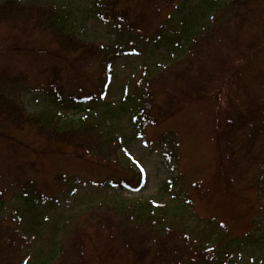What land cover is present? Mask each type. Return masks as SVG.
I'll return each mask as SVG.
<instances>
[{"label":"trees","instance_id":"1","mask_svg":"<svg viewBox=\"0 0 264 264\" xmlns=\"http://www.w3.org/2000/svg\"><path fill=\"white\" fill-rule=\"evenodd\" d=\"M131 1H94L95 16L111 25L117 34L115 44H122L120 39H131V35L153 38L155 44L157 38L177 41L181 53L188 51V58L140 77L134 86L128 85L125 96L115 106L106 104L107 108L94 114L88 108L86 117L61 121L54 112H29L22 95L42 93L60 105L62 95L75 92L79 94L74 98L75 105L86 98L93 104L102 99L99 88L109 79L112 61L120 51L82 37L69 20L66 7L0 0V31L5 34L0 36V169L6 159L16 158L17 164L5 170L18 171L12 185L0 181V201L4 197L22 200L26 211L46 224L47 211H37L39 201L45 197L44 189L29 174L38 179L50 178L56 187L64 186L65 195L83 184L140 190L145 185L144 176L130 161L124 164L119 158L127 141L119 131L111 129L109 134L105 127H114L133 115L128 121L136 126L134 140L156 151L165 145H179L174 134L179 130H174L168 119L173 124L194 119L207 154L202 164L210 169L206 177L202 173L189 182L190 192H194L197 203L213 213L222 204L228 205L232 224L214 217L200 222L194 215L195 223L185 228L180 208L174 214L182 222V228L177 229L172 217L161 212L166 203L121 198L103 210L96 208L76 219L68 216L65 238L52 224V233L59 235L51 234V250L41 254V248L34 264L55 260L57 264H90L85 256L88 249L98 259L95 257L91 264H264V226L258 220L262 213L260 202L264 205V69L260 68L264 54V16L260 18L264 0H201L189 9L176 7L178 0H139L140 14L120 6ZM163 12L167 14L160 18ZM153 23L160 24L151 33ZM179 23L181 30H177ZM258 26L261 28L256 33H250ZM33 56L48 60L36 71V77L8 63ZM226 71L231 72L228 78ZM253 71L258 74L249 76ZM258 76L262 84L253 94ZM87 83L97 84L94 93ZM177 115L180 119L173 120ZM150 130L153 135L148 137ZM168 133H173L171 140ZM105 134H109L108 138ZM173 152L163 156L170 160L175 157ZM69 161L86 164L82 172L89 176L75 174L69 177L74 183H68L59 175L65 168L61 171L49 166L68 165ZM184 183L178 172L164 183L163 190L172 199L181 197L183 204L193 207L192 195L182 188ZM49 201L57 206L62 199L51 197ZM241 206L245 207L242 211L249 230L240 237H230L238 225L235 212ZM11 223V219L0 220V231L9 233L6 239L0 233V264H21L33 246L32 240L15 235L21 232ZM34 223L35 219L30 229Z\"/></svg>","mask_w":264,"mask_h":264},{"label":"rangeland","instance_id":"2","mask_svg":"<svg viewBox=\"0 0 264 264\" xmlns=\"http://www.w3.org/2000/svg\"><path fill=\"white\" fill-rule=\"evenodd\" d=\"M20 1L39 2L54 8L66 7V10L69 13V20L71 21V23H73L75 31L78 32L82 37H87V39L89 40L101 42L104 45L108 46L111 51L115 50V48H118V50L120 51V53L116 54L115 58L112 61L111 69L108 73L109 79L105 81L103 88H99L101 91V96H103L102 99L96 100L95 103L91 104V101L86 98L82 100L78 105H75L74 98L76 95L79 94L74 92L73 95H62L63 104L56 105L55 103H52L50 99L42 93L23 94L21 99L26 109L31 113L51 114L54 112L57 114L61 121H67L72 119L77 120L80 117H86V115L88 114L86 110L88 108L89 112L94 114L95 112H99L102 108H107L106 104H118L122 96L124 97L125 92L129 89L128 85H130L131 87L132 85L134 86V84L140 77L144 78L148 74L154 73L158 68H160V66L166 68L172 66L176 62H182L183 60H186L188 58V51L184 49V52L181 53L178 45L175 43L177 41L164 42L161 38H157L158 41L157 44H155V39L153 38L138 39L134 38L133 35H131L132 40L124 38L120 39L122 44H120V42L115 44L117 37L115 30L112 28L111 25L103 24L95 16V0ZM137 1L139 0H132L129 4L122 2L120 6L122 8L124 6H128L131 13L137 12L140 14L139 10L142 6L140 4H137ZM216 1L217 3H223L226 0ZM199 3H201V0H178L176 3V7L182 6V8L184 9H189L196 7ZM167 12L161 13L160 18H165V14H167ZM175 13L177 12H173V14ZM182 13L184 12L182 11ZM263 16L264 10L260 15V18ZM159 24L160 23H153L151 28L149 29V32H154ZM168 25L170 26L169 22H167L166 27H168ZM181 28L182 27L179 23V27L177 28V30H181ZM260 28L261 26H258L249 31L250 33H256V31H258ZM2 35L5 34L0 31V36ZM131 42L134 43L132 47L134 48V51H130L131 53H128L126 51L130 48ZM41 47L45 48L46 46ZM40 50L41 52H44L42 51V49ZM46 60L47 58H43L42 60L39 59L38 56H33L31 58H22V60H8V63L13 65L15 64L18 71H30L28 73L31 76L36 77V71L40 70L45 65ZM165 64H167V66H163ZM0 67L3 68L1 64ZM260 68H262V70L264 69V54L260 58ZM225 73H228L227 78L231 74V72L228 71H226ZM225 73L223 75H226ZM257 74V71H253L249 73V76L252 77L256 76ZM165 75L169 77L167 73ZM211 82H209V84H212ZM261 84L262 83L258 76V79H256L253 84V94L255 93V91L256 93H258ZM96 85L97 84L91 86L89 83L86 84L87 88L91 90L92 93L96 91ZM132 116L133 115H129L127 116V118H132ZM127 118H123L122 122L119 121L120 123L118 122V125L115 124L114 127L107 128L108 126H106L105 131H109L110 134L111 129L117 130L122 134L121 137L123 141H127L125 143V146L128 144L125 153L122 152V156H119L120 160H123L124 164L126 163V161H130V164L132 166L134 165L138 167L137 165L139 164L141 167L144 168L146 173L145 185L140 191L129 192L126 190H112L105 186H85L83 184L78 188L77 191H74L70 195H65L64 186L56 187L53 185V182L50 178L38 179L35 176H32V174H29V177L31 176L30 179H32V177L35 178L38 187H42L44 189L45 197L44 199H41L39 201L38 204H40V206H38L39 209L37 211L45 210L48 212L49 218L46 224L39 222L38 219H36V214H31L27 212L22 200H18V202H16L15 200H11L10 197H4V199L0 201V203L3 204L1 206L2 209H0L2 211V217H0V220L4 218L7 220L11 219V224L17 225L19 227V231L21 232V234L15 235L18 237L23 235L24 237L28 238L29 240H32L33 242V248L31 250V253H34V256L29 259V262L25 261L23 264H34L36 256L39 254V250L41 248L43 249V252H41V254L44 253V250L47 252L51 250V234L59 235V232L52 233V224H54V227L56 229L60 228V236L65 238V230H68L64 226L66 225L67 227V221L65 220L66 218H68V216H71L76 219L77 216L82 217L86 214V212L93 211L96 208L103 210L106 206H112L113 203H119L121 198L127 200L134 198H143L144 200H146L149 198L162 203H166L167 207L161 212H166L172 217V224H176L177 229L182 228V226L180 225V223L182 224V222L180 219H177L174 214L175 212H177V210H180V208L183 209V213L185 216L186 224H183V227L185 228L188 227L189 223L192 225L195 223L194 215L196 216L195 218H197V220H199L200 222H206L210 218L214 217L218 221H228L231 222V224L233 223L231 220L228 219V205L222 204L220 207L221 209H219L215 213L210 214L211 210L205 208L202 203H197L198 200L196 199L194 192H190L188 184L190 181L198 178L199 175H197L196 173H199L201 171L200 162L206 160L207 158V154L203 151V138L200 135L199 126L197 125L196 120L193 119L186 123H183L182 120H179L180 116L177 115L173 118V120L179 121L173 124L170 119H168L170 126L173 129L176 128L177 130H179L180 138L182 141L181 145L179 144V169L172 164V161H168L163 156L162 152L165 153L167 149H158V151H153L147 148L145 145L143 146L137 140H134V138L136 137V126L133 125L132 122H129V118ZM185 126L188 132L186 131ZM109 134H105L104 137L108 138ZM152 135L153 132L151 130L147 132L148 137H151ZM169 162L170 164H168ZM80 163L81 162L77 161H69L68 165L58 163L49 164V166L53 165L61 171L62 168H65V170L60 172L59 175H62L63 179L66 182L74 183V180L69 177L75 174H78L80 177L89 176L88 174H83L82 172V169H85L87 165H79ZM14 164H17L16 158L12 160L6 159L5 165L2 167V169H0V181H5L8 185L13 184L18 171L11 170V172H6L5 167L12 168ZM138 170H140V167H138ZM175 172H181V174L183 175L185 183L183 184L182 188L192 195L193 207H191L190 204H183L181 201V197L172 199L171 195H167L163 190L164 183L168 181L173 175H175ZM46 186H48V188H45ZM51 197L60 198L62 199V201L59 205L53 206L52 204H50L51 202L49 201V198ZM260 205L262 206V213L258 217V220H260L261 225L264 226V205L261 202ZM243 209H245V207H238L237 211L235 212V216L238 218V225L236 229H232L230 237H240L241 233L246 234L248 232V228L245 224L247 217H245V214L242 211ZM176 214H178V212ZM158 215L160 214L158 213ZM251 218L252 213L250 219ZM33 219L36 220V223H34V227L30 229ZM0 233H3V237H1L2 239H6V237L9 235L8 232L2 230L0 231ZM254 246L256 247L255 251H257L259 249L257 243H254ZM238 252L241 253L242 249ZM49 254L51 255V253ZM85 256L86 260L90 264L91 262H93V259H95V257L96 260H98L97 255H94L90 249L87 250ZM48 264H57V260L53 262L50 261L48 262Z\"/></svg>","mask_w":264,"mask_h":264},{"label":"snow or ice","instance_id":"3","mask_svg":"<svg viewBox=\"0 0 264 264\" xmlns=\"http://www.w3.org/2000/svg\"><path fill=\"white\" fill-rule=\"evenodd\" d=\"M138 167H140V172H141V175H142V177L143 176H145L146 175V173H145V170H144V168L143 167H141L139 164L137 165Z\"/></svg>","mask_w":264,"mask_h":264}]
</instances>
